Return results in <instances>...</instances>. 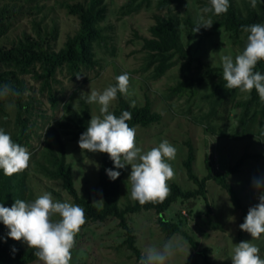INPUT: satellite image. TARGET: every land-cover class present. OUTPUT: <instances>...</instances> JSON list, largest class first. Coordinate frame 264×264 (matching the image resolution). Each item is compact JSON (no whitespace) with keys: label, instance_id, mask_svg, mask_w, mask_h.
Returning a JSON list of instances; mask_svg holds the SVG:
<instances>
[{"label":"rangeland","instance_id":"rangeland-1","mask_svg":"<svg viewBox=\"0 0 264 264\" xmlns=\"http://www.w3.org/2000/svg\"><path fill=\"white\" fill-rule=\"evenodd\" d=\"M63 1L73 4L87 0H48L44 2L41 13L35 10L31 13V8L20 3L21 0L13 4L20 10L21 16L12 21L11 28L0 38V45L9 46L24 33L35 36L31 24V21L35 20L40 22L43 33L48 32L53 25L57 26V39L51 43L52 48L57 51L66 38L78 28V20L68 17L60 9L59 4L55 3ZM231 1L237 7L243 5V0ZM8 2L10 0H0V7ZM127 2L128 0L102 2L101 6L105 7V13L99 26L106 40L102 46L95 45V58L99 65L95 69L82 71L73 78L65 71L56 75V81L52 85L60 103L55 111L51 108L47 92L40 91L42 81H35L30 76L24 77L26 87L29 89L26 100H34L28 123L31 148L27 149L31 153V159L26 169L28 173L26 181L30 191V197L26 202H32L38 195L48 192L54 201L74 204L72 197L64 191L59 180H50L35 170V162L41 160V151L45 144L50 145L52 152H57L58 140L63 144L66 163L71 165L73 185L77 194L100 206L98 184L100 154L81 150L78 146L79 138L72 141L70 136H66L57 128L56 123L64 117L60 107L62 103H70L79 110L84 102L89 109L90 118L100 115L99 105L86 103L87 96L92 90L102 93L107 87L115 86L116 77L127 73L130 77L128 93L121 94L122 97L132 106H143L147 98L152 112L160 116L156 123L146 127L139 125L134 127L136 145L141 149V154L158 147L164 140L176 148L175 159L167 161L175 172L174 179L168 181L169 187L176 184L185 191L197 188L188 180L183 167L188 150L186 142H189L195 151L192 170L199 180L208 174L205 159L210 162L212 173L224 174L234 167L244 154L258 156L246 159L238 172L229 174L226 178L227 183L235 191L239 207L234 205L231 195L220 184L208 180L205 184L204 198L183 202L178 200L164 212L163 216L168 220L179 219L177 215L182 216L181 228L197 241L196 249L179 235L167 238L162 234L158 229L154 211L142 210L129 215L127 224L136 237V245L141 255L148 248L161 249L170 239H181L184 242L183 250L169 258L166 264H203L204 254L201 252L204 249L207 250L206 254L211 264H231L235 244L249 240L259 247V255L264 259V234L258 240H251L248 233L239 230L240 222H244L248 209L259 202L257 199L259 192L254 187V181L264 180V127H261L259 117H255L253 123L250 122L239 132L236 127L243 112V107L236 103L248 101L250 94L234 89L225 101L215 105L214 113L207 118L206 116L212 113L211 104L218 95L214 77H206L194 89L172 96L170 89L184 79L179 69L180 62L156 80L152 78V69L142 71L146 57L141 49L142 38L149 37L147 29L154 23L153 16L159 14L162 17L167 13H174L182 19L189 18L195 27L199 16L203 15L200 10L210 7V0H187L185 6L179 8L170 6L168 10L159 13L154 7V0L149 9L141 7L137 12L123 15ZM248 3L251 5L250 0ZM207 18L212 19L210 13L205 15V19ZM186 40L188 39L184 31L182 37L184 45L187 44ZM246 42L247 37L242 36L241 41L233 44L221 33L213 34L210 28H201L188 43L191 52L202 62L211 67H222L221 58L227 55L234 61L236 55L244 50ZM193 75H196L194 70L187 77ZM117 105L116 98L111 103L109 111L112 112ZM7 108L8 123L5 125L0 122V129L11 135L14 132V115L11 106ZM222 132L227 137L222 136ZM236 133L241 137L232 139L231 135ZM116 171L121 174L117 206L122 209L127 204L134 203L130 197L131 183L128 179L131 166L116 168ZM58 219V216L53 217L54 221ZM125 237L126 231L119 226L116 219H108L103 223L86 222L75 237L70 264H138L135 256L125 246L121 247ZM19 242L23 248H28L22 241Z\"/></svg>","mask_w":264,"mask_h":264},{"label":"trees","instance_id":"trees-1","mask_svg":"<svg viewBox=\"0 0 264 264\" xmlns=\"http://www.w3.org/2000/svg\"><path fill=\"white\" fill-rule=\"evenodd\" d=\"M18 1L10 0V2L0 7V38L11 28L12 21L21 16L20 10H17L15 5H13L18 3ZM47 1L21 0L20 3L28 5L31 8V13L33 10L41 13L44 2ZM103 1L87 0L74 2L73 4L64 1L60 3L55 2L59 4L60 9L68 17L78 20L77 30L66 38L57 51L51 46V43L57 39V26L53 25L48 32L43 33L40 29V22H36L35 20L31 21L35 36L24 33L11 45H0V86L9 85L14 91L20 93L18 96L9 95L6 98L0 99V122L2 124L6 125L8 123L9 112L7 107L11 106V110L13 111L14 132L10 136L14 143L31 148L28 123L29 117L32 114L31 108L33 107L34 100H26V94L29 89L26 87L24 77L30 76L35 81H42L40 91L44 90L47 92L51 108L55 111L60 103L52 85L56 81V75L65 71L70 78H73L82 73V71L98 67L99 62L95 58V45L102 46L101 44L105 43L106 40L103 30L99 26L105 13V7L101 6ZM153 1L128 0L124 5L126 11L122 12V14L127 15L137 12L141 7L149 9ZM186 1L155 0L154 7L159 13L168 10L170 6L175 8L185 6ZM229 5L228 11L225 14L216 16L210 13L213 21V25L210 28L211 33H221L223 36L229 38L233 44H236L237 41H241L242 36L247 37L248 35V33L243 31V27L257 23L264 24V4L259 2V0L255 8L248 3V0H243V5L240 7L235 6L229 0ZM153 19L154 23L147 29L149 37L142 38L141 49L146 54L142 71L152 69V78L156 80L174 67L177 62H180L179 69L181 74L184 75V79L178 81L176 86L170 89L172 96L194 89L206 77H214L216 79L215 86L218 95L211 104L210 109L212 113L206 116L210 118L214 113L215 105L221 104L234 91V89L229 90L225 87L226 82L222 79V67H211L191 52V46L188 42L198 32L192 31L194 27L189 18L182 19L174 13H167L162 17L159 14H155ZM184 31L188 39L186 40V45L182 43ZM192 70L195 71L196 75L187 77ZM254 71H258L264 75V61L258 62ZM191 94L193 95V93ZM117 100L118 105L111 113L119 117L123 111H129L132 118L126 121V123L130 127L134 128L137 125L146 127L160 120V116L152 112L147 98L143 106L130 105L120 93H117ZM236 105L243 107V112L236 124L237 132L241 128H245L250 122L253 123V119L257 116L260 119L261 127H264V102L260 101L255 89L251 91L248 101L236 103ZM60 107L64 117L56 123V126L74 141L86 131L89 125L91 119L89 109L84 102L79 110L75 109L70 103H62ZM221 135L227 137L223 132ZM240 137L239 133L231 135L232 139ZM56 141L58 146L57 152H52L50 145L48 143L45 144L44 149L41 151V160L35 162V170L50 180H59L61 182L64 191L72 197L74 204L84 209L86 222L103 223L108 219L118 220L119 226L126 231V237L121 247L125 246L135 256L138 264L142 255L136 245V237L127 224V217L129 215L139 213L142 210L154 211L157 216L156 223L158 229L162 234L167 238L179 235L196 249L198 246L197 241L181 228L180 222L182 221V216L179 217L177 215L179 219L168 220L163 216L164 212L178 200L183 202L195 200L199 197L204 198L206 192L205 184L208 180H214L220 184L231 195L234 205L239 207L235 191L227 183L226 178L229 174L238 172L246 159L258 158L257 155L244 154L236 162L235 166L224 174L212 173L211 164L205 159L208 174L199 180L192 170L195 151L191 144L186 142L188 150L183 167L186 170L188 180L193 182L197 188L185 191L178 185L171 184L170 195L163 203H149L142 206L138 201H134L133 204H127L121 209L117 206L121 174L116 180H111L108 177L106 170L111 169L116 171L109 156L106 153H99L101 156L98 172L100 206H97L84 196L77 194L73 185L71 165L65 161L63 144L58 140ZM27 176L26 170L11 177L3 175L2 170H0V204L4 207H11L17 199L24 201L29 199L30 191L27 186ZM242 223L241 221L240 224ZM7 233L8 229L0 221V264H31L33 262H41L34 255L35 249L23 248L19 241L12 240L7 236ZM3 237L5 238L4 240ZM206 251L204 249L201 252L204 254L202 263L211 264Z\"/></svg>","mask_w":264,"mask_h":264},{"label":"clouds","instance_id":"clouds-1","mask_svg":"<svg viewBox=\"0 0 264 264\" xmlns=\"http://www.w3.org/2000/svg\"><path fill=\"white\" fill-rule=\"evenodd\" d=\"M250 3L255 8L258 0H250ZM229 6V0H210V7L200 10L203 15L199 16L192 31L211 28L213 21L211 18L205 19V15L225 14ZM243 31L248 35L242 53L236 55L234 61L227 55L221 58L222 79L229 90L238 89L250 94L255 89L260 101L264 102V75L254 71L257 63L264 61V24L243 27ZM129 81V75L124 73L116 77L115 86L107 87L102 93L96 90L90 92L86 103L98 104L100 115L91 117L86 131L79 137L78 146L87 152L106 153L117 169L131 166L128 179L132 200L142 206L163 203L171 192L168 181L175 177L167 161L175 159L176 148L164 140L158 147L141 154V149L136 145V129L126 123L132 118L131 113L125 110L117 117L109 111L117 93L127 95ZM9 95L18 96L20 93L9 85L0 86V99ZM30 159L29 150L14 143L10 134L0 129V170L3 175L11 177L25 171ZM106 174L111 180H116L120 172L108 169ZM254 187L259 192V202L248 209L239 228L248 233L251 240H258L264 234V180H255ZM54 216L59 219L54 221ZM0 221L8 229L7 236L35 249L34 255L42 264H70L75 237L86 223V216L79 205L54 201L51 193L45 192L32 202L17 199L11 207L0 204ZM183 248L184 242L181 239H170L161 249H146L139 264H166L169 258ZM259 253L258 246L249 240L242 241L233 248L231 264H264Z\"/></svg>","mask_w":264,"mask_h":264}]
</instances>
